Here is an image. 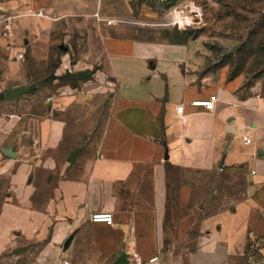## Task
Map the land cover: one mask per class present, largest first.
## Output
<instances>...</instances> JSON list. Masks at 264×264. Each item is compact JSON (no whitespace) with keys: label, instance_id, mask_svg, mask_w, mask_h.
I'll list each match as a JSON object with an SVG mask.
<instances>
[{"label":"crops","instance_id":"crops-1","mask_svg":"<svg viewBox=\"0 0 264 264\" xmlns=\"http://www.w3.org/2000/svg\"><path fill=\"white\" fill-rule=\"evenodd\" d=\"M47 22L23 20L18 35ZM104 25L100 69L69 71L77 83L56 94L5 99L13 112L0 116V262L11 242L26 249L22 264H113L121 255L264 264L253 257L264 251V96L249 95L241 76L212 78L200 38L136 39ZM81 72L90 77L78 80ZM214 95V111L192 106ZM99 108L101 132L83 121L73 128L76 115ZM12 146L15 159L2 153ZM96 212L114 224L91 222Z\"/></svg>","mask_w":264,"mask_h":264},{"label":"rangeland","instance_id":"rangeland-1","mask_svg":"<svg viewBox=\"0 0 264 264\" xmlns=\"http://www.w3.org/2000/svg\"><path fill=\"white\" fill-rule=\"evenodd\" d=\"M5 2L15 7L8 10L38 2L56 21L39 27L29 23L20 36L21 42L29 41L22 62L10 59L0 41V116L13 112L2 99L4 89H27L28 94L20 99L35 91L56 94L67 84L77 83L69 71L100 69L102 36L98 30L106 23L99 18L114 21L115 27L124 26L123 35L129 38L174 43L200 38L212 78L223 79L228 73L229 81L241 76L249 95L264 96V0H0V6ZM102 112L99 108L83 119L76 115L73 128L80 131L88 122L90 131L101 132ZM184 178L180 172V179ZM16 247L10 242L9 262L4 264H22L20 256L26 249L17 253ZM253 257L264 262V251L254 250Z\"/></svg>","mask_w":264,"mask_h":264},{"label":"built area","instance_id":"built-area-1","mask_svg":"<svg viewBox=\"0 0 264 264\" xmlns=\"http://www.w3.org/2000/svg\"><path fill=\"white\" fill-rule=\"evenodd\" d=\"M35 19V20H53L50 13L44 8H36L33 6H26L24 8L17 7L14 10H8L0 6V41L2 43V48L6 52L7 56L16 61L22 62L25 59L26 48L28 46V39H23V42L20 40L18 35L19 24L23 20ZM107 26H114L115 22L112 20H104ZM35 37H39V33L34 34ZM218 102V97L216 95L211 96L207 99H198L192 102V106L195 108H202L205 111L211 112L216 109V103ZM184 107L178 106L177 113L183 115ZM20 117L9 115L8 119L11 121L13 119ZM184 121V119H182ZM4 129L0 126V132H3ZM243 142L246 145L251 144V139L247 136L243 137ZM254 174V172H252ZM91 222L93 223H106L107 225L114 224V217L111 213L106 212H96L91 217ZM130 264H162L159 256H154L150 259L143 260L138 256H135Z\"/></svg>","mask_w":264,"mask_h":264},{"label":"water","instance_id":"water-1","mask_svg":"<svg viewBox=\"0 0 264 264\" xmlns=\"http://www.w3.org/2000/svg\"><path fill=\"white\" fill-rule=\"evenodd\" d=\"M90 77L89 74L87 73H78L77 74V78L80 81H84L85 79H88ZM4 97L6 99V101L8 102H12L17 100L18 98L28 94V90L27 89H5L3 91ZM2 153L5 157L9 158V159H15L16 158V153L13 147H8V148H4L2 150ZM76 156L77 153H74L73 156L71 157V159H69L70 162H75L76 160ZM70 244V240H68L65 245H64V249H67L69 247ZM113 264H130L128 257L126 255H121Z\"/></svg>","mask_w":264,"mask_h":264},{"label":"trees","instance_id":"trees-1","mask_svg":"<svg viewBox=\"0 0 264 264\" xmlns=\"http://www.w3.org/2000/svg\"><path fill=\"white\" fill-rule=\"evenodd\" d=\"M73 78H76L75 76H73ZM5 97H4V95H2V99H4Z\"/></svg>","mask_w":264,"mask_h":264},{"label":"bare ground","instance_id":"bare-ground-1","mask_svg":"<svg viewBox=\"0 0 264 264\" xmlns=\"http://www.w3.org/2000/svg\"><path fill=\"white\" fill-rule=\"evenodd\" d=\"M181 15V14H180ZM181 18V17H180Z\"/></svg>","mask_w":264,"mask_h":264}]
</instances>
